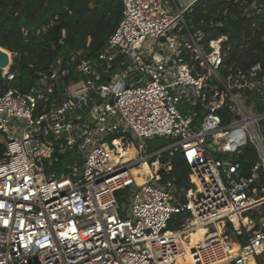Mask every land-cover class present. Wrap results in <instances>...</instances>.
I'll use <instances>...</instances> for the list:
<instances>
[{
    "label": "built area",
    "instance_id": "1",
    "mask_svg": "<svg viewBox=\"0 0 264 264\" xmlns=\"http://www.w3.org/2000/svg\"><path fill=\"white\" fill-rule=\"evenodd\" d=\"M121 1L94 57L0 85V264H264V71L232 68L227 36L192 28L198 0ZM157 137L170 142L149 149ZM174 152L187 186L168 177Z\"/></svg>",
    "mask_w": 264,
    "mask_h": 264
},
{
    "label": "trees",
    "instance_id": "2",
    "mask_svg": "<svg viewBox=\"0 0 264 264\" xmlns=\"http://www.w3.org/2000/svg\"><path fill=\"white\" fill-rule=\"evenodd\" d=\"M251 1L247 0V5ZM215 13L218 16L211 20ZM122 15L121 0H0V49L10 57L14 55L11 69L16 72L15 80L7 84L0 71V85L26 91L42 84L60 59L79 51L94 57L106 45ZM185 17L193 29L227 36V62L232 68L252 66L264 71V10L260 14L246 12L241 0H198ZM53 18L57 21L50 25ZM217 20L222 25L211 27ZM2 151L0 145V154ZM168 158L172 161L168 177H175L178 186H187L190 167L182 154L165 153L163 161Z\"/></svg>",
    "mask_w": 264,
    "mask_h": 264
},
{
    "label": "rangeland",
    "instance_id": "3",
    "mask_svg": "<svg viewBox=\"0 0 264 264\" xmlns=\"http://www.w3.org/2000/svg\"><path fill=\"white\" fill-rule=\"evenodd\" d=\"M182 1L183 0H181V2ZM241 4L243 6H245V11L248 12L247 0H241ZM181 5L183 6L182 3H181ZM216 16H218L217 13L213 14L211 20H214ZM6 55H7V57H6ZM11 55H12V57H10V54L7 51H4V50L0 49V57L2 58V66L3 67H7L5 65L8 64L9 61H10L9 64H11V59H12V62H13L14 55L12 53H11ZM5 61L7 62L6 64L4 63ZM169 142H170V140L168 138H158V137L157 138H154L153 140L148 141L149 149L159 148L162 145H165V144H167ZM65 157H66V160L67 161H64L63 160L64 164L67 163V162H71L72 161V159H71L72 158V154L71 153L68 156H65ZM140 179L141 178H138L139 181H140ZM117 194H118V197L120 199L121 204L126 206V204L128 203L127 191L124 192V191L120 190ZM176 217H177V215H173V218H176ZM169 225H170L169 226L170 228H172V229L174 228V226H172L171 223H169ZM229 231L232 233V230L231 229Z\"/></svg>",
    "mask_w": 264,
    "mask_h": 264
},
{
    "label": "bare ground",
    "instance_id": "4",
    "mask_svg": "<svg viewBox=\"0 0 264 264\" xmlns=\"http://www.w3.org/2000/svg\"><path fill=\"white\" fill-rule=\"evenodd\" d=\"M4 63L6 64L7 62L5 61ZM5 66H7V64ZM9 66H10V64L7 67H3L2 66V58L0 57V67L8 69ZM156 166L158 167V164ZM140 181H141V179H140ZM204 232H205V230L200 228L197 232L191 234L192 244H194L198 239L202 238Z\"/></svg>",
    "mask_w": 264,
    "mask_h": 264
},
{
    "label": "crops",
    "instance_id": "5",
    "mask_svg": "<svg viewBox=\"0 0 264 264\" xmlns=\"http://www.w3.org/2000/svg\"><path fill=\"white\" fill-rule=\"evenodd\" d=\"M192 2H194V0H183L182 2L181 0H171V4L174 10L177 9V6H179L180 8H184L186 5H189ZM181 3L183 4V6L181 5Z\"/></svg>",
    "mask_w": 264,
    "mask_h": 264
},
{
    "label": "water",
    "instance_id": "6",
    "mask_svg": "<svg viewBox=\"0 0 264 264\" xmlns=\"http://www.w3.org/2000/svg\"><path fill=\"white\" fill-rule=\"evenodd\" d=\"M11 53V52H10ZM6 57H7V55H6ZM11 62H12V59H11ZM2 67H0V69H1Z\"/></svg>",
    "mask_w": 264,
    "mask_h": 264
}]
</instances>
